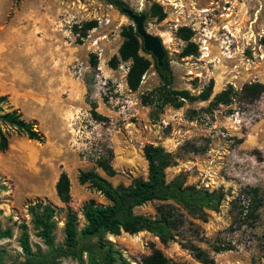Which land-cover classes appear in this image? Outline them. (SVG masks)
<instances>
[{
	"label": "rangeland",
	"instance_id": "rangeland-1",
	"mask_svg": "<svg viewBox=\"0 0 264 264\" xmlns=\"http://www.w3.org/2000/svg\"><path fill=\"white\" fill-rule=\"evenodd\" d=\"M122 1L145 14L146 30L160 38L173 73L172 88L196 96L212 80V94L208 101H185L179 109L166 106L162 112L142 105V94L160 85L154 61L140 51L152 65L136 91L126 85L128 63L108 67L122 43V27L133 22L105 0H0V97H5L0 114L18 111L44 138L29 140L0 122L9 142L0 151V229L12 233L0 240V253L22 256L21 224L32 250H46L27 210L36 201L61 209L54 218V236L56 244L63 242L66 211L54 188L61 172L70 180L69 207L80 230L83 205L108 202L88 183H80L79 174L95 171L114 186L145 179L143 148L152 144L171 155L167 181L179 176L186 186L222 193L223 199L201 217L183 211L184 225L173 240L161 243L147 231L107 234L113 249L130 264H140L153 246L173 264H201L188 249L191 243L213 257L214 264H263L264 96L251 101L241 89L254 82L264 85V0ZM153 3L166 14L161 22L149 15ZM87 21H96L97 27L77 44L71 27ZM180 27L193 32L197 55L181 57L186 42L177 36ZM203 45L208 55H202ZM90 54L97 57V68L90 66ZM230 86L231 103L209 107ZM99 159L110 161L114 176L97 166ZM253 189L261 201L254 221L245 216ZM159 204L147 203L135 213L154 216ZM213 245L232 249L216 254ZM62 264L77 263L63 259Z\"/></svg>",
	"mask_w": 264,
	"mask_h": 264
},
{
	"label": "trees",
	"instance_id": "trees-1",
	"mask_svg": "<svg viewBox=\"0 0 264 264\" xmlns=\"http://www.w3.org/2000/svg\"><path fill=\"white\" fill-rule=\"evenodd\" d=\"M105 1L119 12L122 8H129L122 0ZM149 15L158 22L166 18L163 8L158 3L151 5ZM96 27V21H87L80 26L73 25L71 31L76 36V43L81 44L82 39L87 36L88 32ZM192 35L193 32L187 27H180L177 30V36L186 42V46L181 53L183 58L198 54L197 45L191 42ZM120 36L123 40L117 55L112 56L107 65L111 69H116L119 64L128 63L126 85L130 91H136L140 86L142 77L149 70L152 63L148 58L140 55V51L146 52L133 25L122 27ZM262 43L264 44V38ZM146 54L150 55L149 53ZM153 61L155 71L160 79V85L142 94L140 98L142 105L151 106L154 111L162 112L166 106L179 109L185 101L209 100L212 94V80L196 96L190 94L187 90H174L172 88L173 73L166 56L160 67L155 59ZM89 64L91 67L97 68L98 62L95 55H89ZM232 91L230 86L228 89L216 94L209 102V107L229 105L232 101ZM241 91L245 98L255 101L264 96V85L258 82L245 84ZM3 100H5V97H0V101ZM0 122L14 128L29 140L43 142L42 134L34 130L32 123L23 120L21 114L16 110L0 114ZM8 145L7 136L0 130V151H6ZM143 155L147 162V177L145 179H135L127 186L123 184L114 186L95 171H86L79 174L78 180L80 183H88L108 202L107 205L97 204L94 200L86 202L81 211L85 224L80 230L78 229L77 214L69 207L71 201L70 180L66 172H61L54 188L58 200L65 205L63 242L56 244L54 236L56 229L54 218L61 209L50 202L36 201L29 204L27 210L31 217L33 229L36 231V236L42 240L46 250L42 251L40 248L35 251L32 250L27 227L25 224H21L19 226L21 233L18 242L22 256L10 257L0 253V264H62L63 259H71L77 264H84L85 259L88 264H130L105 239L107 234L118 236L123 232L135 235L147 231L154 234L161 243H166L173 240L184 225L183 211L187 215L197 218L201 217L205 210H214L220 205L223 199L222 193L202 191L193 186H186L179 176L167 181L165 171L172 164V158L170 153L162 147L147 144L143 148ZM97 166L106 175H115L109 160L99 159ZM251 194V202L246 207L245 216L254 221L257 218L261 201L256 189H253ZM150 202L160 203L155 207L154 216L135 213L136 208ZM11 237V229H0V240ZM188 249L201 264H214V258L201 248L189 243ZM231 249L230 245L225 247L212 246V250L216 254ZM262 253L264 260V245ZM140 264L173 263L160 249L153 246L150 253L142 257Z\"/></svg>",
	"mask_w": 264,
	"mask_h": 264
},
{
	"label": "water",
	"instance_id": "water-1",
	"mask_svg": "<svg viewBox=\"0 0 264 264\" xmlns=\"http://www.w3.org/2000/svg\"><path fill=\"white\" fill-rule=\"evenodd\" d=\"M121 13L126 15L135 27V31L142 43L143 49L146 53L156 60L158 66H162L165 57L162 42L158 36L152 35L145 28L146 15L136 13L131 8H122Z\"/></svg>",
	"mask_w": 264,
	"mask_h": 264
},
{
	"label": "built area",
	"instance_id": "built-area-1",
	"mask_svg": "<svg viewBox=\"0 0 264 264\" xmlns=\"http://www.w3.org/2000/svg\"><path fill=\"white\" fill-rule=\"evenodd\" d=\"M95 43H96V41H95ZM94 43V44H95ZM200 50H201V53H202V55H208V47L207 46H205V45H203V46H201L200 47Z\"/></svg>",
	"mask_w": 264,
	"mask_h": 264
}]
</instances>
